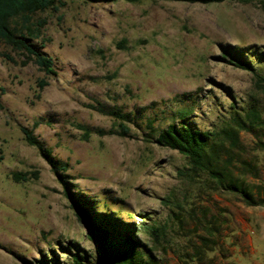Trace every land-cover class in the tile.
<instances>
[{
  "label": "rangeland",
  "instance_id": "rangeland-1",
  "mask_svg": "<svg viewBox=\"0 0 264 264\" xmlns=\"http://www.w3.org/2000/svg\"><path fill=\"white\" fill-rule=\"evenodd\" d=\"M60 1L36 15L46 20L37 42L53 58L55 74L45 76L32 61L21 64L26 57L0 42V264H72L74 254L89 264L96 257L62 185L22 128L68 164L72 190L132 224L155 264H196L190 253L201 235L214 241L203 264H236L249 236L264 241V206L180 176L186 157L151 141L145 123L152 119L156 130L178 124L186 109L188 122L214 131L254 104L260 123L238 131L236 146L220 145L218 165L226 180L264 198V89L250 71L221 58L236 50L255 67L264 65L262 5ZM40 78L48 81L43 89ZM100 105L135 117L129 136L84 138L77 124L118 129ZM14 171L31 178L14 181ZM150 225H162L165 240L157 243Z\"/></svg>",
  "mask_w": 264,
  "mask_h": 264
},
{
  "label": "trees",
  "instance_id": "trees-1",
  "mask_svg": "<svg viewBox=\"0 0 264 264\" xmlns=\"http://www.w3.org/2000/svg\"><path fill=\"white\" fill-rule=\"evenodd\" d=\"M138 1V0H128ZM159 1V0H153ZM181 1L188 3L210 4L223 1L252 2L258 1L264 8V0H166ZM64 3L60 0H0V42L9 46L12 50L21 53L26 57L21 61L25 65L29 61L35 63L44 72L45 76L55 74L53 58L47 55L42 48L43 44L37 41L40 39L42 29L46 24L45 18H36L40 12L48 9H58ZM225 55L221 58L226 59L234 66L250 71L256 86L264 89V65L255 67L251 60L245 59L238 51L225 50ZM8 59L12 57L5 55ZM39 89H43L48 81L40 78L37 81ZM103 114L112 116L118 121V129L104 130L101 128L93 129L83 124L77 126L83 130L84 138H88L93 132L100 135L118 134L129 136L131 127L127 123L135 124L134 116L130 112H122L117 108H109L103 105L97 107ZM188 111L179 112L180 123H170L167 126L156 130L152 119L145 123L150 133L146 136L151 137L154 143L174 149L183 154L187 159V165L178 170L180 176L186 177L190 182L196 184L214 183L216 187L223 188L229 192L238 194L242 201L248 206L263 205L264 198L256 199L240 183L234 180H226V173L219 169L218 147L226 141L236 146L238 144L237 132L240 130H250L260 123V115L254 104H250L243 110V115L238 111L233 112L227 126L219 130H206L196 127L187 121ZM24 140L27 144L35 146L39 154L50 166L51 171L62 185V192L69 200L70 207L75 215L83 224L87 238L94 244L96 257L89 264H155L152 255V248H146L133 234L132 224L124 223L119 217L112 216L104 211L96 210L89 199H85L77 191L71 189L72 183L67 179L68 164L56 158L50 148L46 147L27 128H22ZM256 175V174H255ZM37 177L36 173L34 174ZM14 181H27L31 177L28 172L14 171L11 173ZM149 234L157 243L165 240L164 228L162 225H150L146 227ZM209 230H212L209 227ZM210 239L204 235L200 236V242L195 243L190 260L196 264H203L202 260L207 252L212 251ZM75 246V244H73ZM72 264H85L81 255L74 254L71 257ZM37 264H48L41 259ZM54 264H58L54 260Z\"/></svg>",
  "mask_w": 264,
  "mask_h": 264
},
{
  "label": "crops",
  "instance_id": "crops-1",
  "mask_svg": "<svg viewBox=\"0 0 264 264\" xmlns=\"http://www.w3.org/2000/svg\"><path fill=\"white\" fill-rule=\"evenodd\" d=\"M249 238H250V246L244 249V251H247L246 255H249L248 257L249 261L245 263L243 260L246 259L245 257L247 256L243 253L238 252L239 258H237L236 264H264V247L261 248L259 246V242L264 243V241H262L261 239L257 237L256 241L253 242L254 240L253 236H249Z\"/></svg>",
  "mask_w": 264,
  "mask_h": 264
}]
</instances>
